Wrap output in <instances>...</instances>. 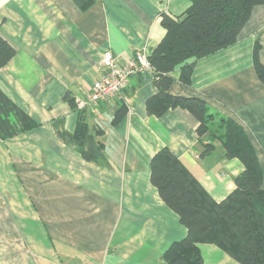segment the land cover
<instances>
[{
	"label": "crops",
	"instance_id": "0c3cea01",
	"mask_svg": "<svg viewBox=\"0 0 264 264\" xmlns=\"http://www.w3.org/2000/svg\"><path fill=\"white\" fill-rule=\"evenodd\" d=\"M191 0H0V35L16 49L0 68V89L38 126L0 140V264H170L163 252L187 234L151 181V160L168 147L216 200L235 189L245 168L222 143L220 118L241 125L264 174V4L254 7L238 40L195 61L191 83L171 72L169 92L203 98L214 119L199 136L197 118L174 107L150 115L159 89L152 71L130 76L121 95L81 109L105 71L103 54H149L164 37L163 13L179 16ZM127 110L119 115L121 108ZM117 116L120 119L115 122ZM102 144L86 159L58 132L80 120ZM215 148L202 154L205 145ZM264 187V178H263ZM205 264H242L214 243H200Z\"/></svg>",
	"mask_w": 264,
	"mask_h": 264
},
{
	"label": "trees",
	"instance_id": "16d2710c",
	"mask_svg": "<svg viewBox=\"0 0 264 264\" xmlns=\"http://www.w3.org/2000/svg\"><path fill=\"white\" fill-rule=\"evenodd\" d=\"M75 1L86 9L95 0ZM260 4H264V0H191L179 16L163 13L161 23L166 33L149 55L159 91L147 99V112L160 116L170 108H185L199 122L198 135L206 134L214 114L209 113L201 97L170 93L171 72L180 67L181 81L190 84L195 61L235 43L254 7ZM259 48L258 39L254 48L255 68L264 82ZM15 53V47L0 35V68ZM65 98L76 107L73 97L66 94ZM126 110L121 108L119 115ZM119 119L117 116L115 122ZM220 124L225 129L221 141L227 155L239 157L245 166L235 178V189L221 201H216L206 191L170 148L163 147L152 157L151 181L187 228V234L163 252V259L170 264H205L200 243H214L242 264H264L263 168L243 127L230 118H220ZM36 126L38 123L0 89V140ZM58 134L75 145L86 159L100 162L103 158L102 144L96 145L84 120L79 121L74 132L59 130ZM214 148L211 141L202 154Z\"/></svg>",
	"mask_w": 264,
	"mask_h": 264
},
{
	"label": "built area",
	"instance_id": "2783aa9c",
	"mask_svg": "<svg viewBox=\"0 0 264 264\" xmlns=\"http://www.w3.org/2000/svg\"><path fill=\"white\" fill-rule=\"evenodd\" d=\"M149 55L146 50H140L135 55L120 60L112 51H106L101 60V65L105 70L103 75L87 91L86 98H77V108L81 110L90 105H98L101 101H107L121 95L133 74L154 72L155 68Z\"/></svg>",
	"mask_w": 264,
	"mask_h": 264
}]
</instances>
